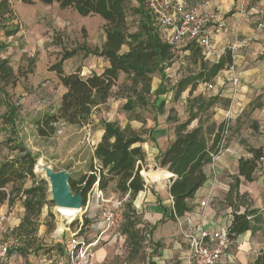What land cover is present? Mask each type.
I'll use <instances>...</instances> for the list:
<instances>
[{
	"label": "trees",
	"instance_id": "trees-1",
	"mask_svg": "<svg viewBox=\"0 0 264 264\" xmlns=\"http://www.w3.org/2000/svg\"><path fill=\"white\" fill-rule=\"evenodd\" d=\"M22 1L25 4H34L37 1L48 5L56 3L60 8L72 9L83 17L99 16L104 20L103 30L106 38L102 47L83 48L86 56L103 57L109 62V66L101 73L94 72L88 76L81 75L80 69L67 73L64 70V61L78 51L64 52L61 60L52 65L50 70L57 74L66 91L56 110L43 113L34 122L40 137H52L61 122L76 126L88 124L94 109L110 99L112 89L121 75L130 81L126 87L130 96L124 105L125 110L133 109V98L143 104L146 102V95L151 94L153 76L160 73L164 79L165 69L179 56L178 49L165 40L164 31L155 24L147 0H137L136 6L132 5V0ZM184 1L190 7L191 4L197 3V0ZM130 10L137 18L136 30H131L129 24ZM17 21L18 14L11 2L0 0V97L4 96L8 86L16 84L20 76L15 72L10 60L3 56L8 47L6 40L21 30ZM124 47H127V50H124ZM183 50L189 51L190 61L198 68L189 71L177 81L175 99H178L188 87L195 91L202 83L206 85L212 83L234 62L231 50H227L219 61L214 63L205 59L203 49L194 42L188 43ZM160 93H154L157 99ZM219 100V95L208 100L198 95L194 97V102L189 108V117L185 121L170 115L168 117L171 122L176 123L175 139L160 153L157 164L174 175L169 189L174 200L172 212L174 219L183 217L193 210L191 201L208 179L205 169L219 153L225 121L215 131L212 126L205 129L199 115L210 110ZM165 106L166 100L162 99L158 104L159 112L162 113ZM15 113L10 112V119ZM196 119L199 120L198 126L190 128ZM102 125L104 133L94 148L89 173L81 175L78 179L70 174L69 183L73 193L82 191L83 207L86 206L88 194L93 188L100 191L113 189L123 196L128 194L122 230L128 237L135 239L138 237V231H135L138 219L135 216L133 201L146 188V181L141 174L148 168L146 151L142 146L145 140L141 134L130 128H122L115 122L103 121ZM11 150L17 151L18 154L5 158L0 163V206L7 204L12 208L18 201L23 204L24 215L11 234L17 243L14 251L25 257L41 249L37 237L39 219L43 208L54 205V202L49 199L48 181L36 174L37 157L21 143L15 144ZM248 150L252 157L239 160L238 173L230 187L228 197H231L230 193H237L241 177L249 182L255 180V172L263 157V151L262 148L252 147ZM144 173L146 176V172ZM251 214L252 211L248 210L239 212L235 209L232 212L227 226L232 245L240 235L253 230ZM85 222H88V219Z\"/></svg>",
	"mask_w": 264,
	"mask_h": 264
},
{
	"label": "rangeland",
	"instance_id": "rangeland-1",
	"mask_svg": "<svg viewBox=\"0 0 264 264\" xmlns=\"http://www.w3.org/2000/svg\"><path fill=\"white\" fill-rule=\"evenodd\" d=\"M207 1L197 0V3L200 4L198 8L202 11L210 9L215 14L218 13L214 6H208ZM235 1H238L236 3L237 9L234 10L235 15L227 14L223 15V18L229 20L230 17L234 20V23L240 27L236 38L244 41L248 38L249 32L257 29L259 23H261L260 28L263 29L264 0ZM11 3L18 14L17 22L20 23L21 30L16 36L8 40L9 47L4 54L10 60L15 72L20 76L16 84L8 86L4 96L0 97V163L5 158L16 156L18 152L11 149L15 144L21 143L37 157L36 165L41 160L45 166H50L54 171H67L75 179H78L81 175L89 173L92 154L99 139L100 130L103 129V121L115 122L122 128H130L141 134L145 140L142 146L147 151V149H156L157 144L150 134V130L153 129L152 126H147L149 120L154 121L152 125L158 124L155 123L157 122V116L166 115L165 124L170 132L174 131L176 123L168 119L169 115L178 118L180 121H185L189 117V108L194 102V97L202 95L208 100L210 97L220 96L217 104L207 112L199 114L205 129L212 126L215 131L217 124L214 116L219 108L224 110L233 108V100L228 96L235 95L239 89L234 90L232 88L230 78L233 74H238L233 65L223 70L219 74L220 77L218 76L212 81L214 85L212 89H209L206 85H199L195 91H191V87H188L178 99L174 98L177 81L188 74L189 71L198 68L190 61L189 54L184 53L183 49L187 44H183L176 47L179 56L171 66L165 69L166 77L162 79L160 73L153 76L151 94L146 95V102L143 104L136 102V98H133V109L125 110L124 105L127 102V97L130 96V92L126 90V87L130 84V81L126 79V76L121 75L112 89L110 99L94 109L88 124L84 126L68 123L59 124L56 133L52 137H40L37 134L34 122L43 113L56 110L64 92L57 74L50 70L52 65L61 60L64 52L77 50L78 52L74 56L64 61L66 72H74L80 69L83 76H88L94 72L101 73L105 68L102 57L86 56L83 47L89 49L102 47L105 40L104 21L99 16L83 17L72 9L60 8L58 4L48 5L40 2L24 4L22 0H11ZM197 3H195L196 5L191 4V6L197 7ZM132 5H138V1L132 0ZM149 11L151 12L150 9ZM131 13L130 10L129 24L131 30H136L137 18ZM151 14L155 24L159 27L156 14L153 12ZM219 16L222 17L220 14ZM222 26H218V29ZM212 42L214 44V38ZM232 47L234 48L232 49ZM216 50L215 48L213 55H205V58L210 62L218 59ZM226 50H231L234 59V55L240 51L238 42L230 44ZM221 81H224L223 85ZM155 92H161L158 99L154 94ZM132 93L131 95H133ZM162 99L166 100V106L161 113L158 110V104ZM215 108H218V110H215ZM10 112H16L12 119H10ZM198 124L199 120L196 119L192 122L190 128L196 127ZM234 127L235 123H232L226 146L233 136L232 129ZM207 135L209 136V133ZM146 155L148 156L147 152ZM154 166L153 163H149L147 170L144 171L153 173L155 172L153 170ZM156 166L159 165L156 164ZM36 174L46 179L43 170L36 171ZM168 179L163 177L157 182L160 183V181ZM48 183L49 199H51L52 193L49 180ZM147 183L153 182L148 181ZM28 185H30V182ZM112 192H114L113 189L103 191L104 198H114L111 195ZM98 193V190L93 188L88 194L86 206L90 203L92 211H90V207L87 210L86 206L83 207L73 221H69V218L62 216L58 212L55 203L52 206H45L39 219L37 231L41 249L25 257L14 251L17 243L11 234L15 228L13 225L14 218L18 217L20 212L15 208L12 213L7 204L6 207L0 208V216L5 215L7 217V230L2 233L1 240L6 242L10 248L8 258L1 263L62 264L67 247L71 246L73 239L89 243L97 237L99 232L104 231V218L102 215L104 205L102 198H98ZM234 195L235 193H230L231 197H234ZM222 198L223 196L220 197V199ZM226 201L211 200L210 202V206L214 204V207L219 210V215H223V221L226 216L225 213L223 214L226 211V206L229 203L236 205L234 200L226 199ZM123 209H125V205ZM234 210L235 206L232 207V211ZM86 219H88V222H85ZM76 232L77 235H74ZM119 241L121 240L118 239ZM123 246L130 247L128 239H126ZM114 259L116 261V258Z\"/></svg>",
	"mask_w": 264,
	"mask_h": 264
},
{
	"label": "crops",
	"instance_id": "crops-1",
	"mask_svg": "<svg viewBox=\"0 0 264 264\" xmlns=\"http://www.w3.org/2000/svg\"><path fill=\"white\" fill-rule=\"evenodd\" d=\"M9 1L11 2V0ZM207 2L209 7L214 6L222 16L220 17L216 13L218 22L223 26L218 29L219 23L212 25L214 32L216 31L213 38L214 47L218 52V59L212 62L207 58L205 59L210 63L219 61L221 56L226 53V48L234 42H238L240 48L239 53L234 55L233 62V67L237 70L239 77V89L235 95L228 96L233 100V108L230 109L232 112L231 124L235 123V127L232 129L233 136L221 155L206 167L208 179L196 193L195 199L191 201L193 205L191 212L177 219L172 217L174 209L169 191L172 183L171 176L167 177L168 180L160 181V183L154 180L153 183L149 184L147 183L148 179L146 188L133 201V208L136 210L135 216L138 219L135 228V231H138V237L135 239L128 237L121 228L122 233L126 236L125 241L128 239L130 244V247H128L123 246V241L118 242V239L114 238L112 233H104L94 248L95 264H190L187 254L188 242L185 237L189 225L193 222H201L211 230L227 229L233 206L239 212L252 211L250 221L254 228L240 235L234 245L231 243V260L239 264H264V26L261 29V23H259L255 31L249 32L246 40H238L236 37H238L240 27L230 17L229 20L223 18V15H235L234 10L237 9L236 3L238 1L208 0ZM205 11L213 12L210 9H205ZM10 38L6 40L7 43ZM124 50H127V47H124ZM4 53L3 56L6 57ZM184 53L189 54V51H184ZM102 59L104 60V66H109V62L103 57ZM223 83L224 81H221L222 85ZM200 85L205 86L206 84L202 83ZM215 110H218V108H215ZM225 111L219 108L216 112L214 120L217 127L223 122ZM166 117V115L157 116V122L155 123L158 124L152 125L154 121L149 120L147 125L148 127L152 126L153 129L150 130V134L157 143L156 149L152 148L146 151L148 154L147 165L153 163L154 168L160 153L165 151L170 142L175 139V132H170L165 124ZM103 133L104 129L100 130L96 145L101 140ZM249 147L262 148L263 151V157L259 161L255 172V180L249 182L241 177L237 193L234 197H230L236 205L229 203L226 206V211L223 212V214H226L224 221L222 220L223 215H219V210L214 207V204L204 210V216L202 217L198 213L200 210L199 203L202 200L207 198L212 201L223 200L227 202L226 199L230 200L228 197L230 187L237 176L239 160L252 157V153L248 150ZM158 167L157 170H167ZM111 195L114 198L124 197L116 192H112ZM221 196H223L222 199H220ZM6 206L4 204L0 208ZM89 207L90 203L86 206V210ZM15 208L20 212V215L15 217L13 221V225L17 227L24 215L22 202L18 201L10 208L12 213ZM90 211H92V207H90ZM100 234L99 232L92 241L96 240ZM114 258H116V261H114Z\"/></svg>",
	"mask_w": 264,
	"mask_h": 264
},
{
	"label": "built area",
	"instance_id": "built-area-1",
	"mask_svg": "<svg viewBox=\"0 0 264 264\" xmlns=\"http://www.w3.org/2000/svg\"><path fill=\"white\" fill-rule=\"evenodd\" d=\"M151 12L156 14L159 27L164 31L163 37L172 46L196 43L203 49L206 56L213 55L215 47L213 44L214 29L212 25L219 23L217 14L212 11H202L198 7H190L184 0H147ZM234 47H232L233 49ZM232 88L238 89L239 77L233 74L230 78ZM209 89L214 87L213 83L206 85ZM232 112L230 109L224 113L225 129L220 144L219 153L214 160L225 150L228 134L231 130ZM61 125L65 123L61 122ZM61 132V130H59ZM214 162V161H213ZM173 177V174L171 175ZM98 198L103 202L104 231L100 236L89 243L73 239L67 247L65 259L62 264H95V246L101 240L104 233L110 232L114 238L125 242V235L121 228L123 225V207L129 198L126 194L123 198L105 199L103 191L98 190ZM173 209L174 200L170 197ZM211 199L207 198L199 203V214L203 217L204 210L210 206ZM7 217L0 216V264L9 255V245L1 240V235L7 229ZM77 235V232L74 233ZM188 242L187 254L190 264H239L231 260V240L227 229L211 230L204 223H191L185 233Z\"/></svg>",
	"mask_w": 264,
	"mask_h": 264
},
{
	"label": "water",
	"instance_id": "water-1",
	"mask_svg": "<svg viewBox=\"0 0 264 264\" xmlns=\"http://www.w3.org/2000/svg\"><path fill=\"white\" fill-rule=\"evenodd\" d=\"M36 171L43 170L46 176V180L50 181L52 198L51 200L56 204V206L63 207H72L79 209L80 211L83 208V194L82 191L78 193H73L69 178L70 173L67 171H54L50 166H45L44 164L39 163L35 166ZM159 167L156 166L154 170H157ZM145 171H142L141 174L144 177L145 181H148V178L145 176Z\"/></svg>",
	"mask_w": 264,
	"mask_h": 264
},
{
	"label": "bare ground",
	"instance_id": "bare-ground-1",
	"mask_svg": "<svg viewBox=\"0 0 264 264\" xmlns=\"http://www.w3.org/2000/svg\"><path fill=\"white\" fill-rule=\"evenodd\" d=\"M41 164H44L41 160H40ZM153 172V171H152ZM172 174L170 172H168L167 170H158L155 171L153 173H149L146 172V176L149 179V181H159L161 180L163 177H170ZM57 210L58 212L64 216L69 218V221H73L75 219V217L77 216V214L80 212L79 209L76 208H72V207H61V206H57Z\"/></svg>",
	"mask_w": 264,
	"mask_h": 264
}]
</instances>
